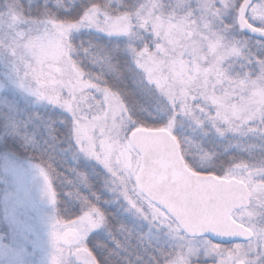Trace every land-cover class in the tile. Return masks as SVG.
I'll use <instances>...</instances> for the list:
<instances>
[{
  "label": "snow or ice",
  "instance_id": "6c2138e0",
  "mask_svg": "<svg viewBox=\"0 0 264 264\" xmlns=\"http://www.w3.org/2000/svg\"><path fill=\"white\" fill-rule=\"evenodd\" d=\"M0 57L97 162L51 264H264V0H0Z\"/></svg>",
  "mask_w": 264,
  "mask_h": 264
},
{
  "label": "rangeland",
  "instance_id": "374dc122",
  "mask_svg": "<svg viewBox=\"0 0 264 264\" xmlns=\"http://www.w3.org/2000/svg\"><path fill=\"white\" fill-rule=\"evenodd\" d=\"M26 105L35 109L30 116ZM47 106L65 111L29 93L17 82L11 60L0 57V230L7 234V243L12 248L10 257L0 264H51L53 224L59 212V200H69L67 193L73 188L69 181L84 183V177L76 168H72V179H62V175L49 173L53 190L57 193V203L45 207L34 198L29 184L37 176L44 177L41 170L47 171L52 158L49 156V161H43L36 156L23 157L1 147L5 136H21L37 149L42 127L48 129L47 121L39 115L38 109ZM48 135L51 137L50 132ZM65 151H70L68 156L73 160L83 155L88 161L97 163L86 154L77 152L74 136L72 146ZM55 172L58 173L56 169Z\"/></svg>",
  "mask_w": 264,
  "mask_h": 264
},
{
  "label": "trees",
  "instance_id": "16d2710c",
  "mask_svg": "<svg viewBox=\"0 0 264 264\" xmlns=\"http://www.w3.org/2000/svg\"><path fill=\"white\" fill-rule=\"evenodd\" d=\"M123 2V0H121ZM127 2H134V0H127ZM100 36L99 42L101 44L104 43L108 38L103 36L102 34H97ZM27 114L30 116L31 112L35 109L29 107ZM39 115L46 119L47 128L42 127L41 135L39 137V144L36 146L37 149H34L31 143H27L23 137H11L5 138L2 140V148L3 150H11L13 153L19 156H36L41 158L43 161H49L52 158V165L57 170L62 179H72V168H76V171L84 177V182L87 179L86 174H88L91 170L95 162L88 161L87 158H84L83 155H79L75 157V160L69 158L70 151H65V148L71 147L73 144V133H72V119L70 114L66 111H61L51 106L43 107L38 109ZM23 118V117H22ZM1 121V120H0ZM51 133V137H49L48 133ZM73 148V147H72ZM72 153V152H71ZM38 155V156H37ZM40 156V157H39ZM50 156V158H49ZM82 156V157H81ZM61 198L59 194V199ZM68 199L59 200L58 210L59 212L56 214L57 217L61 219H68V216L65 215V208L68 203ZM56 217V218H57ZM74 218V217H73ZM109 245H111V241H107ZM89 248H92V245H89ZM95 253V250H93ZM99 259V257H97Z\"/></svg>",
  "mask_w": 264,
  "mask_h": 264
},
{
  "label": "water",
  "instance_id": "95a60500",
  "mask_svg": "<svg viewBox=\"0 0 264 264\" xmlns=\"http://www.w3.org/2000/svg\"><path fill=\"white\" fill-rule=\"evenodd\" d=\"M34 198L43 204H52L48 192L47 181L42 176L35 177L29 184ZM7 234L0 231V262L7 259L12 254V248L6 242Z\"/></svg>",
  "mask_w": 264,
  "mask_h": 264
},
{
  "label": "flooded vegetation",
  "instance_id": "af4514ba",
  "mask_svg": "<svg viewBox=\"0 0 264 264\" xmlns=\"http://www.w3.org/2000/svg\"><path fill=\"white\" fill-rule=\"evenodd\" d=\"M43 206H45V207H50V206H52L53 205V203L52 204H43V203H41Z\"/></svg>",
  "mask_w": 264,
  "mask_h": 264
}]
</instances>
